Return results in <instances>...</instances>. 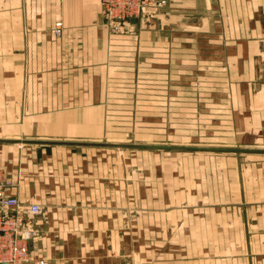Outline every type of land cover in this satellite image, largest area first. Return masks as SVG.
<instances>
[{"label":"crops","instance_id":"crops-1","mask_svg":"<svg viewBox=\"0 0 264 264\" xmlns=\"http://www.w3.org/2000/svg\"><path fill=\"white\" fill-rule=\"evenodd\" d=\"M134 19L114 34L101 0H0V169L41 208L33 256L264 264V0Z\"/></svg>","mask_w":264,"mask_h":264},{"label":"built area","instance_id":"built-area-1","mask_svg":"<svg viewBox=\"0 0 264 264\" xmlns=\"http://www.w3.org/2000/svg\"><path fill=\"white\" fill-rule=\"evenodd\" d=\"M107 20L116 28L126 29L132 25L134 18L146 13L152 0H101ZM54 33L57 37L64 34V24L58 20ZM127 32L128 29H127ZM0 169V264H45L44 260L33 256L29 242L34 237V231L26 228L27 215H38L41 208L37 204L27 210L17 196L9 192L11 187L17 186Z\"/></svg>","mask_w":264,"mask_h":264},{"label":"rangeland","instance_id":"rangeland-1","mask_svg":"<svg viewBox=\"0 0 264 264\" xmlns=\"http://www.w3.org/2000/svg\"><path fill=\"white\" fill-rule=\"evenodd\" d=\"M101 3H102V1H101ZM152 3H154V0H152L151 2H150V4H149V6H148V8H146V13L145 14H143L141 17H139L138 19H145L146 18V16L148 15V13H149V11H151V8H152ZM102 6H103V4H102ZM103 10H104V6H103ZM104 16H105V11H104ZM105 20H106V23H107V25L109 26V28H110V31L112 32V33H114V34H123V33H128L127 32V29H128V31H130V27L132 26H128L126 29H121V28H116V27H114L113 25H111L110 24V22L107 20V18H106V16H105ZM132 22V21H131ZM55 27V26H54ZM55 29V28H54ZM54 29H53V33H54ZM55 34V33H54ZM61 37V36H60ZM248 156L247 155H243V156H241V159H246Z\"/></svg>","mask_w":264,"mask_h":264},{"label":"water","instance_id":"water-1","mask_svg":"<svg viewBox=\"0 0 264 264\" xmlns=\"http://www.w3.org/2000/svg\"><path fill=\"white\" fill-rule=\"evenodd\" d=\"M137 20L133 19L132 22L135 23ZM138 148H147V149H154V148H166V149H182L179 147H155V146H136ZM184 149V148H183ZM206 151H233V152H241V150H226V149H200Z\"/></svg>","mask_w":264,"mask_h":264}]
</instances>
